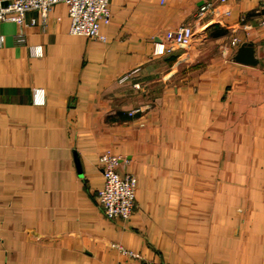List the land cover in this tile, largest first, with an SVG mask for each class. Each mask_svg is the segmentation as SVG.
I'll list each match as a JSON object with an SVG mask.
<instances>
[{
  "label": "crops",
  "instance_id": "obj_1",
  "mask_svg": "<svg viewBox=\"0 0 264 264\" xmlns=\"http://www.w3.org/2000/svg\"><path fill=\"white\" fill-rule=\"evenodd\" d=\"M110 10L103 40L62 2L0 20V264H264V0ZM106 151L136 180L126 222L98 204Z\"/></svg>",
  "mask_w": 264,
  "mask_h": 264
},
{
  "label": "built area",
  "instance_id": "obj_2",
  "mask_svg": "<svg viewBox=\"0 0 264 264\" xmlns=\"http://www.w3.org/2000/svg\"><path fill=\"white\" fill-rule=\"evenodd\" d=\"M165 1V0H162ZM225 3L227 0H219ZM65 3L70 17V32L85 35L91 39L103 40L101 24H108L111 20V0H0V20L16 21L21 25L26 24V13L37 11L46 20L55 4ZM212 9L211 4L200 7L198 18H203ZM264 26V19L261 20ZM194 37V30L190 25H180L168 30L165 38L156 43L155 54H163L173 49L174 46H189ZM22 39V35H19ZM238 39L235 38L234 42ZM126 75L122 80H127ZM43 101L42 92L39 91ZM141 111L136 108L131 111ZM126 160L106 151L100 156V166L103 172L104 185L98 191V204L103 214L109 219L128 221L136 208V180L133 174L120 171V166ZM123 253L136 256L133 252L119 246ZM147 264H165L162 262L148 261Z\"/></svg>",
  "mask_w": 264,
  "mask_h": 264
},
{
  "label": "water",
  "instance_id": "obj_3",
  "mask_svg": "<svg viewBox=\"0 0 264 264\" xmlns=\"http://www.w3.org/2000/svg\"><path fill=\"white\" fill-rule=\"evenodd\" d=\"M239 59L243 62H253L251 58V49L249 47L244 48L242 58Z\"/></svg>",
  "mask_w": 264,
  "mask_h": 264
},
{
  "label": "rangeland",
  "instance_id": "obj_4",
  "mask_svg": "<svg viewBox=\"0 0 264 264\" xmlns=\"http://www.w3.org/2000/svg\"><path fill=\"white\" fill-rule=\"evenodd\" d=\"M125 77V76H124ZM123 77V78H124ZM136 88H139L140 87V83L139 82H135L134 84H133ZM138 108H140V110L141 111H143V110H145L146 108H147V106L146 105H144V106H139Z\"/></svg>",
  "mask_w": 264,
  "mask_h": 264
},
{
  "label": "trees",
  "instance_id": "obj_5",
  "mask_svg": "<svg viewBox=\"0 0 264 264\" xmlns=\"http://www.w3.org/2000/svg\"><path fill=\"white\" fill-rule=\"evenodd\" d=\"M104 185V184H103Z\"/></svg>",
  "mask_w": 264,
  "mask_h": 264
}]
</instances>
